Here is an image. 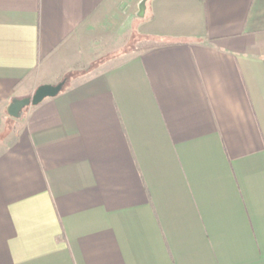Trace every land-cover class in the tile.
Masks as SVG:
<instances>
[{
  "label": "crops",
  "instance_id": "1",
  "mask_svg": "<svg viewBox=\"0 0 264 264\" xmlns=\"http://www.w3.org/2000/svg\"><path fill=\"white\" fill-rule=\"evenodd\" d=\"M0 264H264V0H0Z\"/></svg>",
  "mask_w": 264,
  "mask_h": 264
},
{
  "label": "water",
  "instance_id": "2",
  "mask_svg": "<svg viewBox=\"0 0 264 264\" xmlns=\"http://www.w3.org/2000/svg\"><path fill=\"white\" fill-rule=\"evenodd\" d=\"M142 11H144V1L139 6V15H142ZM61 87V84L56 86L41 85L29 98L21 100L13 99L7 108H5L6 112L10 117L18 118L21 116L24 108L39 105L44 99L56 96L60 92Z\"/></svg>",
  "mask_w": 264,
  "mask_h": 264
},
{
  "label": "trees",
  "instance_id": "3",
  "mask_svg": "<svg viewBox=\"0 0 264 264\" xmlns=\"http://www.w3.org/2000/svg\"><path fill=\"white\" fill-rule=\"evenodd\" d=\"M163 46H167V43L157 42L153 40H149V41L146 40V41L138 42L135 46V51L143 52L150 49L154 50V48L163 47Z\"/></svg>",
  "mask_w": 264,
  "mask_h": 264
},
{
  "label": "rangeland",
  "instance_id": "4",
  "mask_svg": "<svg viewBox=\"0 0 264 264\" xmlns=\"http://www.w3.org/2000/svg\"><path fill=\"white\" fill-rule=\"evenodd\" d=\"M26 109H27V108H24V109H23V112H25V111H26ZM23 112H22V113H23Z\"/></svg>",
  "mask_w": 264,
  "mask_h": 264
}]
</instances>
